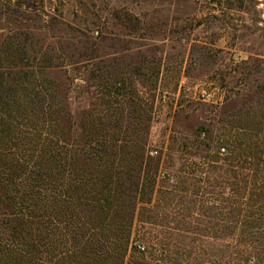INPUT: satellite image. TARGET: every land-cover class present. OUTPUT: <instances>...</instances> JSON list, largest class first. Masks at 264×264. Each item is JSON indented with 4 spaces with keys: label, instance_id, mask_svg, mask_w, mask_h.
I'll return each mask as SVG.
<instances>
[{
    "label": "rangeland",
    "instance_id": "obj_1",
    "mask_svg": "<svg viewBox=\"0 0 264 264\" xmlns=\"http://www.w3.org/2000/svg\"><path fill=\"white\" fill-rule=\"evenodd\" d=\"M25 4V0H0V36L32 35L40 45L52 44L69 55L83 48L80 43L86 39L68 42L65 33L45 29L34 20L39 14H26ZM51 4L48 7L62 12L66 21L86 29L95 57L109 65L117 60L124 93L149 110L145 155L152 159L155 182L145 188L136 207L132 248L124 264H243L238 260L246 257L255 264L261 256L264 264V242L242 232V220L253 219L243 218L249 209L242 208L245 212L238 219L216 221L217 227L208 230L199 208L204 193L199 178L229 177L209 168L221 164L212 161L226 147L223 140L228 133L244 126L249 135L261 121L259 137L264 138V0L218 1L215 6L197 0H53ZM89 68L68 67L70 111L76 121L87 110L98 115L100 96L108 94ZM123 114V128L131 140L136 137V121L127 104ZM205 167L206 174L201 172ZM260 170L263 173L264 167ZM225 188L221 185L219 191ZM246 197V202L255 203ZM255 226L253 231L264 228L260 221H254ZM245 249L248 253L239 259V250Z\"/></svg>",
    "mask_w": 264,
    "mask_h": 264
},
{
    "label": "trees",
    "instance_id": "obj_2",
    "mask_svg": "<svg viewBox=\"0 0 264 264\" xmlns=\"http://www.w3.org/2000/svg\"><path fill=\"white\" fill-rule=\"evenodd\" d=\"M52 1L25 0V12L39 14L34 20L65 33L68 42L86 39L75 54L40 45L32 35L0 36V264H124L136 207L155 182L145 155L149 110L124 93L117 60L112 66L95 57L86 29L50 9ZM71 65L92 66L89 74L108 93L100 96L98 115L87 110L76 121L71 113ZM124 104L136 121L131 140L123 128ZM257 125L249 135L240 126L223 136L226 147L212 161L221 164L209 168L229 177L201 171L199 208L208 230L249 209L243 218L253 219L242 220V232L263 243L264 228L253 231L254 221L264 224L263 123ZM247 253L239 250L238 258ZM241 261L250 263L249 257Z\"/></svg>",
    "mask_w": 264,
    "mask_h": 264
},
{
    "label": "built area",
    "instance_id": "obj_3",
    "mask_svg": "<svg viewBox=\"0 0 264 264\" xmlns=\"http://www.w3.org/2000/svg\"><path fill=\"white\" fill-rule=\"evenodd\" d=\"M218 1H220L221 3H224V2H229L230 0H197V2L200 3V4H203V5H213V6H215ZM200 97H201L202 100H205L207 98V95L204 94V93H202L200 95ZM139 249L141 251L144 250L143 247H139Z\"/></svg>",
    "mask_w": 264,
    "mask_h": 264
}]
</instances>
